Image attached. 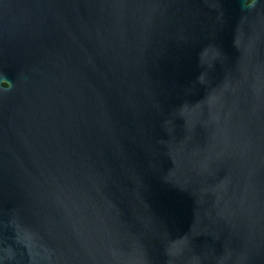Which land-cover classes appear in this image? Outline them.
Listing matches in <instances>:
<instances>
[{
  "label": "water",
  "instance_id": "water-1",
  "mask_svg": "<svg viewBox=\"0 0 264 264\" xmlns=\"http://www.w3.org/2000/svg\"><path fill=\"white\" fill-rule=\"evenodd\" d=\"M0 264H264V0H0Z\"/></svg>",
  "mask_w": 264,
  "mask_h": 264
}]
</instances>
